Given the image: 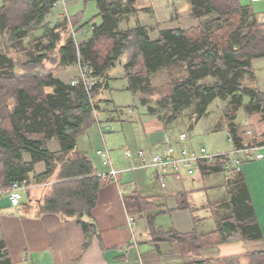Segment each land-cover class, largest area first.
<instances>
[{
  "label": "trees",
  "instance_id": "obj_1",
  "mask_svg": "<svg viewBox=\"0 0 264 264\" xmlns=\"http://www.w3.org/2000/svg\"><path fill=\"white\" fill-rule=\"evenodd\" d=\"M56 1L1 0L0 183L3 187L23 179L35 183L53 180L44 192L38 213L72 219L84 233L94 230L95 224L89 215L104 183L96 176L88 158L75 150L78 135L95 120L101 102L98 88L106 84L108 71L117 63L127 80L126 89L142 94L150 90L151 74L158 70L170 71L171 65L182 61L185 75L172 81L169 111L175 114L195 101L193 117L201 118L207 115L214 100L226 101L223 124L218 123L215 130L223 125L232 138V146L240 147L235 129L237 112L242 109L249 115L263 110L264 106V93L256 85L252 69L254 59L264 58V22L246 19L249 9L239 0H188L193 18L209 15L210 21L187 29L160 30L156 40L149 37L142 25L125 30L118 27L123 16L136 11L135 0H95L101 23L92 25L91 36L81 43L65 39L54 60L59 65H71L80 58L95 74L108 77H103L104 82L91 89L92 100L82 85L72 86L55 77L53 70L57 68L44 53L56 49L60 31L55 32V29L59 30L63 24L67 27L66 19H58L62 23L55 24L45 34L47 43L37 45L35 54L25 52L29 54L26 60L18 62L11 55L24 52L17 44L33 27L38 28L37 25L45 21ZM69 23L76 27L77 19L69 17ZM243 27H247L245 32ZM206 76H214L217 81L210 85L200 83ZM244 76L252 81L242 83ZM244 99L248 101L245 103ZM163 100L164 105L167 98ZM174 114L170 118L173 119ZM53 137L59 142V149L55 151L46 145ZM225 160V157H216L210 161L216 166L223 165ZM208 161L197 163L200 171L212 170ZM37 163L44 167L40 173L34 172ZM214 170L220 169L215 167ZM31 175L36 181L31 180ZM228 182L233 188L229 198L233 213L220 218L210 232L191 233L188 247L224 243L233 232L234 237L243 239L261 237L242 174H234ZM149 219L147 225L154 241L178 240L177 233L154 228L152 218ZM194 264H264V250L206 258Z\"/></svg>",
  "mask_w": 264,
  "mask_h": 264
},
{
  "label": "crops",
  "instance_id": "obj_2",
  "mask_svg": "<svg viewBox=\"0 0 264 264\" xmlns=\"http://www.w3.org/2000/svg\"><path fill=\"white\" fill-rule=\"evenodd\" d=\"M137 1L135 0L133 4L136 11L127 14L119 20L118 27L120 29H127V27L121 28L122 21L126 22L130 16L137 17L138 13L139 15L143 13L135 7ZM250 1L251 3L242 5L249 9L248 11L252 18L259 22H264V12L258 5L264 0ZM146 3L150 4L149 2ZM190 12L189 4L188 15L193 19ZM50 14H53L56 21L58 19L62 21L60 17L61 11L58 6L53 4L52 9L49 10L44 19L46 20ZM208 17L210 18L211 16ZM134 25L142 24L137 22ZM172 28L187 29L188 27ZM58 31H60V40L56 49H54L56 52L59 46L64 44L65 39L72 38L71 32H68L67 29L65 31L67 33L66 38H63L64 30L55 29V32ZM151 39L153 40V38ZM254 61L255 59L252 61V69L255 74L257 68ZM258 62H260L258 63L260 67L264 69V59L260 58ZM53 67L57 68L53 70V75L65 83H69L73 77L72 74L75 73V64L59 65L58 62ZM71 68L74 72H70ZM108 83L107 81L106 84L104 82L105 85L103 83L100 86L98 85V89L103 91L108 89ZM259 89L264 93V82L259 84ZM47 91L50 92L51 89L48 88ZM102 93H99V95H102ZM133 95L136 96L138 103L145 110L144 113L139 115L143 134L141 141L135 142L132 139L131 142L128 135L124 136V141L118 142L117 145H111L110 143L107 145L106 140L103 139L104 137L101 136L98 130V138L91 134L88 136L87 141L81 139L76 143L75 152H79L88 158L95 174L104 172L109 168L103 163V156L97 153L98 150L104 148L109 152L112 166L121 170L116 179L104 183L98 190L96 204L89 215L90 220L95 224L94 230L90 233H84L82 227L72 219H63L52 213H38L43 202L45 192L43 188L47 189L50 186L49 180L39 183L37 188L34 187L33 190L25 191V194L22 193L20 203L16 207L11 206L4 196H0V264H194L195 261L206 258L242 255L248 252L264 250V106L263 110L249 115L243 110V112L239 110L235 119L236 135L239 138L240 147L249 148L256 146L259 148V152L254 149L249 150L248 154L239 155L242 163L241 171L238 173L242 174L246 183L261 237L254 240L243 239L234 237L235 234L233 232L232 237L234 238L231 237L227 242L201 248H190L184 242H186L188 236L192 235L191 233L203 234L210 232L214 230L217 221L221 218L218 215V218L213 217L207 212L208 207H214L210 205L211 203L206 205L199 200L195 202L192 199L188 202L186 192H188V189L192 191L193 187L190 185L189 188H185L183 183L187 179H194L196 182L202 183V176L195 171V174L189 178L184 174L178 177H171L168 180L171 187H168L167 182L166 189L168 192H165L158 184L156 171L136 168L138 160L126 157L124 150L130 144L147 152L152 149L161 150L168 145H173L177 152L180 151L183 144L194 151L204 147H190L187 144V135L184 143L179 140V136L171 137L168 134V129L177 121L172 118L167 119L155 107H146L145 104H142L139 93H134ZM99 98L101 102L98 104L99 109L97 112L106 110L108 107V103L101 96ZM247 101V99H244L245 103ZM114 115H109L108 119L117 121L120 125L123 124L121 122L125 120L121 118L116 120L113 117ZM238 116L240 119H238ZM217 130H225L227 132L223 125ZM247 130L251 132L247 133ZM108 131H103V136ZM110 142H112V139ZM50 143H53V146ZM46 145L50 150L59 149V142L56 137L49 139ZM257 152L263 155L259 159L256 158ZM208 162L213 168L210 171H204L205 175H220L223 180L220 186L222 189L218 187L210 188L213 189L211 191L212 200L215 194L221 190L226 192V201H229L233 188L228 181H231V177L236 173H230L223 169L224 163L223 165L217 164L215 166L210 160ZM215 167L220 170L215 171ZM43 169V164L37 163L34 172L40 173ZM214 177H212V181L213 179L215 180ZM225 177L226 181L224 183L223 178ZM52 181L50 180V183ZM226 184L227 187H225ZM203 186L206 188V185ZM221 200L224 202L225 198ZM171 203L174 204L170 205ZM181 203L184 204V207L179 206L182 205ZM216 203L218 202H214V204ZM192 204L194 208L190 209ZM220 206H223L224 210H231L225 203ZM223 208H221L220 212L224 211ZM184 213H188L187 217L181 216ZM129 215L134 216L136 220L134 225L128 224ZM165 215H169L174 220L170 230L166 231H173L178 236L181 235L182 238L169 241H154L150 232L148 231L149 235L145 232L149 230L147 225L149 217L152 218V226L154 228L159 227V229L163 230L162 226H155V220L157 217ZM250 242L255 244V249L248 250L246 244H250ZM233 245L241 246L243 249L235 253L233 252L235 250ZM222 247L224 251L220 252L219 248L221 249ZM211 248H216V250L208 252V249Z\"/></svg>",
  "mask_w": 264,
  "mask_h": 264
},
{
  "label": "rangeland",
  "instance_id": "obj_3",
  "mask_svg": "<svg viewBox=\"0 0 264 264\" xmlns=\"http://www.w3.org/2000/svg\"><path fill=\"white\" fill-rule=\"evenodd\" d=\"M139 1V0H138ZM135 3V7L140 9L143 13L137 15V17H129L127 21H122L121 28H128V27H134L137 22H140L148 31V35L150 38H153V40L158 39L159 31L167 28L172 27H194L201 23H207L210 21L209 15H207L204 18L196 19L191 18L188 15L189 11V3L187 0H143ZM145 2V3H144ZM149 2L150 4L146 3ZM241 4H249L251 3L250 0H239ZM1 4V0H0ZM261 10L264 12V2L259 3ZM58 9H62L61 6L58 7ZM67 13L70 18H76L77 24L76 27H72V24L67 22L66 29L68 32H71V36L75 38V43L78 44L83 40H86L91 36L92 25H99L101 23V18L97 14L98 8L96 6L95 0H69L66 4ZM191 10V9H190ZM179 12V13H178ZM154 14V15H153ZM124 18V16L122 17ZM261 18V17H260ZM246 19H252V16L249 14ZM208 20V21H207ZM251 21V20H248ZM56 23H61L56 21L53 14H50L48 18H46L45 21H42L37 26L38 28H32L28 34L22 38L19 43L17 44V48H20L21 50H24V52H16L14 54L11 53V55L17 60L18 62H22L27 59L29 54H25L27 51L30 54L36 53V46L37 45H45L47 43V38L45 37V34L47 35L48 32L53 28V26ZM61 30H65L64 24L60 28ZM247 27H243L242 31L245 32ZM67 33L65 32L63 34V38H66ZM35 50V51H34ZM44 53H47V60L52 64H56L54 61L58 58L56 55V51H44ZM57 57V58H56ZM260 58L255 59L254 64H256V85L259 87V84H262L264 82V69L260 67L258 63V60ZM264 59V58H261ZM183 62L179 61L171 65V70H158V72L154 73L150 78V90L144 91L141 96V101L145 103L146 107L152 108L155 107L157 111L162 114L164 117L169 119L174 114L173 112H170L169 110L172 108L171 101L169 100L171 89H172V81L178 78H182L183 75H185V70L183 68ZM16 69V68H15ZM74 70L71 68L70 72ZM77 74V64H75V73L72 74L74 77ZM70 77V76H69ZM109 88L103 90H99V93H102L101 96L102 99L108 103V107L106 110H103L101 112H96L95 114V120L91 122L88 126H86V129L81 132L80 135L77 137V141L81 139L88 140V136L93 134L95 137L98 138L99 132H98V126L97 121H99L100 125L103 128L108 127L109 131L104 134V138L106 140L107 145L109 143L111 145L118 144L120 141H124V136L129 135V140L132 142H139L141 141V137L143 136L141 125L139 121V115L145 112L144 108L138 103L136 96H134L130 91L125 89V86L127 84V80H125L124 73L122 71L121 66L117 63L114 68L109 70L108 77ZM67 78V77H66ZM71 78V77H70ZM69 78V79H70ZM101 78V76H99ZM68 79V78H67ZM252 81V78L249 76H244L242 83L247 84V81ZM217 79L213 76H206L203 79H201L199 82L205 83V84H213ZM67 82V81H66ZM262 86V85H261ZM98 93V94H99ZM163 98H167L166 103L163 105L161 104L164 102ZM95 101H97V97L94 98ZM171 102V103H170ZM104 103V102H103ZM228 103V102H227ZM165 106V107H164ZM227 105L226 101L221 100H214L207 109V115L203 116L201 118H195L193 117V111L195 110V101H192L187 107H182L179 112H175L173 120H176L177 122L174 123L172 127L168 129V134L171 137H178L180 133L185 132L187 135V144L190 147H204L207 149V151L211 154H222L225 152H228L231 150L232 145L228 141V135L227 132L224 130H215L218 123H222V115L224 111L226 110ZM240 112H243L242 109H240ZM177 113V114H176ZM112 114H115L113 117L118 120V118L124 119V122H121L122 125V131H121V125L118 124L117 121H111L108 119L109 115L112 116ZM193 117L192 119L190 117ZM238 119L240 117L238 116ZM187 124V125H185ZM194 125V127H193ZM189 127V128H188ZM193 127V129H191ZM213 129V130H212ZM139 136L137 137V135ZM108 135V136H107ZM112 139V142L110 140ZM55 141V140H54ZM109 141V142H108ZM134 143V142H133ZM186 143V142H185ZM51 146H53V143H50ZM127 148H130L131 150L138 149L140 147H137L135 145L130 144ZM1 164H0V170H1ZM196 172H199L200 176L203 178V182L199 183L196 182L194 179L190 180L187 179L183 186L185 188H189L191 185V189H188V192H186L188 202L189 200H194L197 202V200L201 201L202 204L208 205V203H211L210 205L214 207H208L207 212L211 214L213 217L220 216L221 218L225 215L228 216L233 213L229 209L224 210L222 203H227V206H229L230 201H226V192H222L221 190L218 191L217 194L213 197V200L211 198V191L213 189L210 188H220L221 181H223L220 178V175H210L206 176L204 171H200L199 168H196ZM215 176V177H214ZM212 177L215 178L212 181ZM31 180L36 181L33 179L31 175ZM189 178V177H188ZM220 179V180H217ZM224 183L226 181V177L223 178ZM35 183V182H32ZM50 183V180H49ZM206 185V188L203 186ZM203 186V187H202ZM223 186V185H222ZM168 187H171L170 182L168 181ZM173 187V186H172ZM227 187V184L225 185ZM37 188V186H35ZM39 188V187H38ZM33 188H29V190H33ZM222 189V187L220 188ZM46 189L43 188V191ZM210 190V191H209ZM165 192H168L167 189L163 190ZM230 192V190H229ZM25 194L24 192H22ZM191 194V195H190ZM232 194L230 193V196ZM229 196V198H230ZM225 198V201L222 202ZM214 202H218L214 204ZM222 202V203H219ZM174 203H171L170 205H173ZM182 204V207H184V204ZM219 204V205H217ZM194 208V205L190 207ZM221 208H223L224 211H221ZM230 208V207H228ZM217 211V212H216ZM224 214V215H222ZM188 213H184L181 216L187 217ZM173 218L169 215L160 216L157 217L155 220V226H162L165 230H170V227L172 226ZM156 228V227H155ZM149 230L145 231L149 235ZM179 238H182L181 235ZM184 239V238H183ZM190 239L186 240L184 244H188V241ZM248 250L255 249V244L250 242V244H246ZM235 250L233 252L237 253L241 251L243 248L241 246L233 245ZM222 249V250H221ZM219 248L220 252H223L224 248ZM216 248L208 249V252L215 251Z\"/></svg>",
  "mask_w": 264,
  "mask_h": 264
},
{
  "label": "built area",
  "instance_id": "obj_4",
  "mask_svg": "<svg viewBox=\"0 0 264 264\" xmlns=\"http://www.w3.org/2000/svg\"><path fill=\"white\" fill-rule=\"evenodd\" d=\"M68 0H57L54 5L62 9L61 19H66L69 22V15L67 13L66 4ZM77 74L70 79V84L72 86L82 85L89 96V99L92 100L90 96V91L92 88L100 85L103 82V77L99 78L100 75L95 74L94 69L84 63L78 58L77 60ZM95 114V113H94ZM98 130L103 137V131L109 130L108 127L103 128L99 121H97ZM247 133L251 131L247 130ZM186 138V133L182 132L179 134V140L184 143ZM228 141L232 145V138L228 134ZM259 150L258 147H233L230 151L222 154H211L205 148H201L197 151L189 149L185 144L182 145L180 151L177 152L173 145H168L162 148L161 150H150L149 152L145 151L142 148L131 150L126 148L124 150V155L129 158H135L138 160L136 168L141 169H152L156 171V178L160 188L166 189L167 182L171 177H178L179 175H186L191 177L195 174L197 163L200 160H213L216 157H225L224 169L228 172L238 173L241 171L242 159L240 154H248L249 150ZM259 152V151H258ZM256 158H261L263 155L258 153ZM98 154L103 156V163L107 165L108 170L100 173H96V176L101 180V182L106 183L110 180H114L121 173V170H118L112 166L109 152L106 148L97 151ZM39 183H32L27 179L13 181L8 186L3 187L0 183V196H4L8 203L11 206H18L22 198V192L29 190L38 186ZM135 218L133 215L128 216V224L134 225Z\"/></svg>",
  "mask_w": 264,
  "mask_h": 264
},
{
  "label": "bare ground",
  "instance_id": "obj_5",
  "mask_svg": "<svg viewBox=\"0 0 264 264\" xmlns=\"http://www.w3.org/2000/svg\"><path fill=\"white\" fill-rule=\"evenodd\" d=\"M92 28V27H91ZM74 35H75V33L73 34V40H74V42H75V38H74Z\"/></svg>",
  "mask_w": 264,
  "mask_h": 264
}]
</instances>
